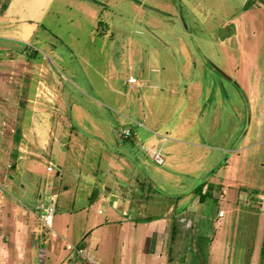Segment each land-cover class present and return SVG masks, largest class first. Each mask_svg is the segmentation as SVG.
Instances as JSON below:
<instances>
[{"label": "rangeland", "instance_id": "374dc122", "mask_svg": "<svg viewBox=\"0 0 264 264\" xmlns=\"http://www.w3.org/2000/svg\"><path fill=\"white\" fill-rule=\"evenodd\" d=\"M262 194L264 0H9L0 201L53 204L45 237L118 264L135 216L169 264H264Z\"/></svg>", "mask_w": 264, "mask_h": 264}, {"label": "crops", "instance_id": "0c3cea01", "mask_svg": "<svg viewBox=\"0 0 264 264\" xmlns=\"http://www.w3.org/2000/svg\"><path fill=\"white\" fill-rule=\"evenodd\" d=\"M0 3L1 18L6 14L9 0H0ZM2 200L3 197L0 201V264H82L76 255L64 249L65 243H59L61 239L52 241L37 226V212L50 203L40 204L36 210H32L28 204L9 205ZM130 218L135 221L132 235H126L125 241L122 240L120 244L118 264H169V253L165 251V238L168 236L165 225L163 235L156 232L150 234V225L144 218ZM128 224L121 223V233L130 231ZM38 249L39 255L36 253ZM90 250L97 251L94 248Z\"/></svg>", "mask_w": 264, "mask_h": 264}, {"label": "built area", "instance_id": "2783aa9c", "mask_svg": "<svg viewBox=\"0 0 264 264\" xmlns=\"http://www.w3.org/2000/svg\"><path fill=\"white\" fill-rule=\"evenodd\" d=\"M128 82L130 84H136L137 81L130 77L128 79ZM129 130H122L121 137L122 138H128L130 135ZM166 138H162V140H165ZM141 149L149 155L151 160L158 166H162L164 164V158L162 156V148L161 147H153V148H147L144 146H141ZM49 171H52V168H48ZM52 203H55V196H52L51 198ZM257 207L261 214L264 215V194L257 197ZM53 213H54V207L53 204H49L48 207L40 211L36 216L37 223L41 226L40 228L46 232L53 231ZM100 213V211H99ZM218 217L222 218L224 217V214L222 211L218 213ZM58 236L52 235V240H57ZM64 249L68 252H74L75 255L79 258L82 264H100L96 256L92 253V250L89 249V252H86L84 249L80 247H75L67 242L64 244Z\"/></svg>", "mask_w": 264, "mask_h": 264}, {"label": "trees", "instance_id": "16d2710c", "mask_svg": "<svg viewBox=\"0 0 264 264\" xmlns=\"http://www.w3.org/2000/svg\"><path fill=\"white\" fill-rule=\"evenodd\" d=\"M203 188H204V185L199 187V188H197L194 191V194L199 198V203H203V202H205V200L207 198L212 197V194H211L212 184H209L205 191H203ZM261 257H262V259H264V238L262 240V246H261Z\"/></svg>", "mask_w": 264, "mask_h": 264}, {"label": "flooded vegetation", "instance_id": "af4514ba", "mask_svg": "<svg viewBox=\"0 0 264 264\" xmlns=\"http://www.w3.org/2000/svg\"><path fill=\"white\" fill-rule=\"evenodd\" d=\"M249 7V6H248ZM182 227H183V229L185 230V231H188L190 228H189V226H186V221L184 222H182ZM179 231H181V230H179ZM190 231V230H189ZM185 235H186V233H185ZM180 247L182 248V250H183V253L185 252L184 250V244H181L180 245ZM169 254H170V252H169ZM261 257V256H260ZM169 258H170V255H169ZM261 260H264V259H262V257L260 258Z\"/></svg>", "mask_w": 264, "mask_h": 264}, {"label": "water", "instance_id": "95a60500", "mask_svg": "<svg viewBox=\"0 0 264 264\" xmlns=\"http://www.w3.org/2000/svg\"><path fill=\"white\" fill-rule=\"evenodd\" d=\"M115 135H116V137H117L118 139H121V129H117V130L115 131Z\"/></svg>", "mask_w": 264, "mask_h": 264}]
</instances>
